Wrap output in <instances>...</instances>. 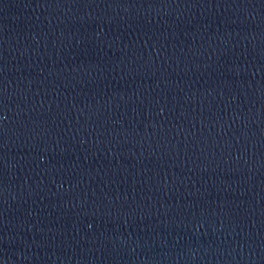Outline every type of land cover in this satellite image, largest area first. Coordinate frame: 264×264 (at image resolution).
<instances>
[{"label":"water","instance_id":"95a60500","mask_svg":"<svg viewBox=\"0 0 264 264\" xmlns=\"http://www.w3.org/2000/svg\"><path fill=\"white\" fill-rule=\"evenodd\" d=\"M0 264H264V126L105 0H0Z\"/></svg>","mask_w":264,"mask_h":264}]
</instances>
